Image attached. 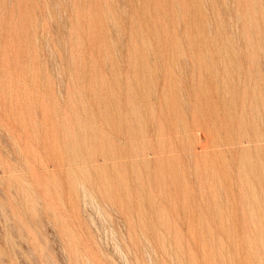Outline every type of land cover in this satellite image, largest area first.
Returning a JSON list of instances; mask_svg holds the SVG:
<instances>
[{
    "label": "rangeland",
    "instance_id": "374dc122",
    "mask_svg": "<svg viewBox=\"0 0 264 264\" xmlns=\"http://www.w3.org/2000/svg\"><path fill=\"white\" fill-rule=\"evenodd\" d=\"M0 264H264V0H0Z\"/></svg>",
    "mask_w": 264,
    "mask_h": 264
}]
</instances>
